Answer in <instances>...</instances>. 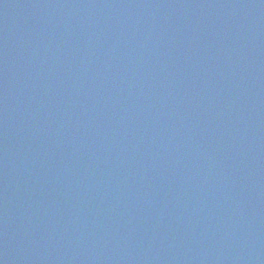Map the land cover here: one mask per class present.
Returning a JSON list of instances; mask_svg holds the SVG:
<instances>
[{
  "label": "water",
  "instance_id": "obj_1",
  "mask_svg": "<svg viewBox=\"0 0 264 264\" xmlns=\"http://www.w3.org/2000/svg\"><path fill=\"white\" fill-rule=\"evenodd\" d=\"M0 264H264V0H0Z\"/></svg>",
  "mask_w": 264,
  "mask_h": 264
}]
</instances>
